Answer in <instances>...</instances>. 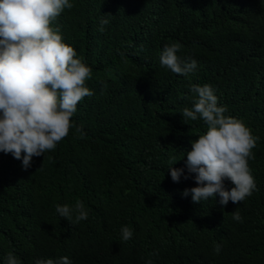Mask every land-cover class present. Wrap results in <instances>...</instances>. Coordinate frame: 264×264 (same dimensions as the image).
<instances>
[{
    "label": "trees",
    "instance_id": "16d2710c",
    "mask_svg": "<svg viewBox=\"0 0 264 264\" xmlns=\"http://www.w3.org/2000/svg\"><path fill=\"white\" fill-rule=\"evenodd\" d=\"M70 3L50 26L92 69L94 94L72 117L85 135L70 128L27 170L0 152V264L8 252L22 264L62 256L72 264H264V0ZM173 43L181 59L197 61L193 74L161 66ZM205 84L226 116L259 137L249 161L258 190L239 204L221 207L218 196L193 203L182 192L195 181L174 183L168 171L185 167L191 141L207 131L181 114L192 107L191 86ZM78 201L88 219L70 225L55 206ZM122 226L133 231L127 242Z\"/></svg>",
    "mask_w": 264,
    "mask_h": 264
},
{
    "label": "clouds",
    "instance_id": "9594fccd",
    "mask_svg": "<svg viewBox=\"0 0 264 264\" xmlns=\"http://www.w3.org/2000/svg\"><path fill=\"white\" fill-rule=\"evenodd\" d=\"M73 6L70 0H0V152L21 160L24 170L31 167L33 157L54 151L70 128L75 127L80 138L85 135L72 117L78 103L94 94L86 84L92 69L63 42L60 28L50 26ZM108 23V19H102L99 31L103 32V25ZM181 47L179 43L166 45L159 61L172 73L188 76L196 71L197 61L181 59L177 55ZM190 91L194 94L192 107L182 110L183 120H202L207 131L191 141L184 168L169 167L171 180L179 183L183 177L195 181L196 186L182 192L184 197L191 195L193 203L215 201L218 196L221 207L229 201L239 204L258 190L249 161L255 159L252 150L259 137L243 121L225 115L227 109L218 105L210 85H192ZM225 181L234 186L229 190ZM55 207L70 225L88 219L82 201L74 208L67 204ZM232 217L243 222L238 210ZM120 231L123 242L133 237L128 226ZM220 251L217 245L215 252ZM4 264L22 262L8 252ZM35 264L72 262L62 256L59 260L37 259Z\"/></svg>",
    "mask_w": 264,
    "mask_h": 264
}]
</instances>
